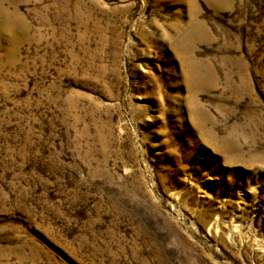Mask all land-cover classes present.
Segmentation results:
<instances>
[{"label": "rangeland", "instance_id": "obj_1", "mask_svg": "<svg viewBox=\"0 0 264 264\" xmlns=\"http://www.w3.org/2000/svg\"><path fill=\"white\" fill-rule=\"evenodd\" d=\"M0 264H264V0H0Z\"/></svg>", "mask_w": 264, "mask_h": 264}]
</instances>
